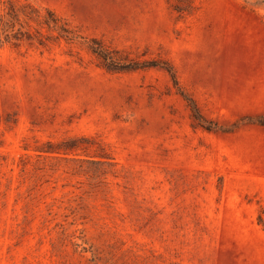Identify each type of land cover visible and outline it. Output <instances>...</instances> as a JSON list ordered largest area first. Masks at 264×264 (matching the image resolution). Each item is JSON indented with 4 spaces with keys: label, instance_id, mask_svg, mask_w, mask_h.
Segmentation results:
<instances>
[{
    "label": "rangeland",
    "instance_id": "374dc122",
    "mask_svg": "<svg viewBox=\"0 0 264 264\" xmlns=\"http://www.w3.org/2000/svg\"><path fill=\"white\" fill-rule=\"evenodd\" d=\"M29 1L78 37L0 45V264H264V3Z\"/></svg>",
    "mask_w": 264,
    "mask_h": 264
},
{
    "label": "trees",
    "instance_id": "16d2710c",
    "mask_svg": "<svg viewBox=\"0 0 264 264\" xmlns=\"http://www.w3.org/2000/svg\"><path fill=\"white\" fill-rule=\"evenodd\" d=\"M260 2L264 3V0ZM77 37L78 34L68 26L67 22L49 7L40 8L29 0H1L0 45L6 42L14 45L36 42L40 46H47L48 43L60 38L71 41ZM87 48L95 55L98 64L107 70H131L157 65L148 60H129L130 62L124 66H116L115 58L110 55L111 51L96 37L90 38ZM169 71L176 83L174 72ZM183 96L189 101L193 118L203 119L194 100L186 94ZM85 139V136H73L63 139L59 144L64 148H78L79 142ZM101 157L104 155L101 154Z\"/></svg>",
    "mask_w": 264,
    "mask_h": 264
}]
</instances>
